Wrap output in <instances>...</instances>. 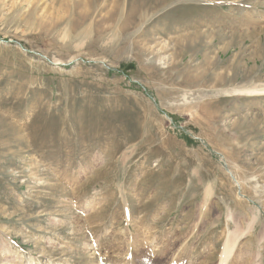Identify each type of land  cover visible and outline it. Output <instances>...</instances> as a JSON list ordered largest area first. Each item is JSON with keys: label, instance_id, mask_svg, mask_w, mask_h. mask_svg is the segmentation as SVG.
<instances>
[{"label": "rangeland", "instance_id": "374dc122", "mask_svg": "<svg viewBox=\"0 0 264 264\" xmlns=\"http://www.w3.org/2000/svg\"><path fill=\"white\" fill-rule=\"evenodd\" d=\"M232 240L264 264V0H0V264Z\"/></svg>", "mask_w": 264, "mask_h": 264}, {"label": "bare ground", "instance_id": "6f19581e", "mask_svg": "<svg viewBox=\"0 0 264 264\" xmlns=\"http://www.w3.org/2000/svg\"><path fill=\"white\" fill-rule=\"evenodd\" d=\"M257 92L256 89H254L253 91H250V92ZM235 242L232 240V241H228L224 247V250H223V253H222V257H221V260H222V263L221 264H227V261H228V258L230 257V255L232 254L233 252V249H234V244ZM157 247V246H156Z\"/></svg>", "mask_w": 264, "mask_h": 264}]
</instances>
